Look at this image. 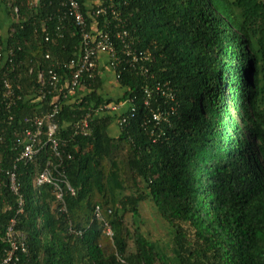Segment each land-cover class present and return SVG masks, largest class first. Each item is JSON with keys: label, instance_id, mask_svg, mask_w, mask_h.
I'll list each match as a JSON object with an SVG mask.
<instances>
[{"label": "trees", "instance_id": "1", "mask_svg": "<svg viewBox=\"0 0 264 264\" xmlns=\"http://www.w3.org/2000/svg\"><path fill=\"white\" fill-rule=\"evenodd\" d=\"M0 1L14 20L7 44L15 52L14 70L3 68L0 58V94L8 80L23 98L9 113L12 121L0 116V180H5L20 153L17 132L29 127L26 119L52 109V96L36 99L38 71L54 63L62 81L70 78L67 65L79 58L82 39L60 0H33V7L28 0ZM75 1L88 23L93 22L88 8L96 2L119 12L131 54L148 57V73L140 64L127 65L118 43L122 62L112 82L96 69V78L85 77L84 88L63 105L58 137L73 155L63 160L73 189L65 196L66 215L59 212L54 187L36 184L46 163L56 165L58 159L42 150L32 164L18 165L25 208L17 230L27 234V259L264 264V0ZM106 21L114 25L110 14L101 16V29ZM4 46L0 36L1 52ZM127 101L124 113L96 117L88 137L75 134L74 125L86 113ZM156 110L166 123L155 124ZM146 200L170 228L167 243L154 241L144 229ZM17 202L0 185V260L9 248L5 235Z\"/></svg>", "mask_w": 264, "mask_h": 264}, {"label": "built area", "instance_id": "2", "mask_svg": "<svg viewBox=\"0 0 264 264\" xmlns=\"http://www.w3.org/2000/svg\"><path fill=\"white\" fill-rule=\"evenodd\" d=\"M33 0H28V5L33 7ZM4 5V4H3ZM59 7L63 10L64 14L67 13L70 17H73L74 23L79 27L81 33V50L79 58L77 60H71L68 62L70 70L73 72L70 78L60 79V76L56 69H59L53 63L50 65L48 71L40 70L37 73V79L41 85V90L36 97L37 100H44L47 96H52L53 101L51 103L52 109L50 112L35 118L26 119L29 127L23 128L21 132H17L16 136L20 139L17 147L20 148V153L15 160L12 169L6 172L5 180H0V185H6L10 192L18 198L17 212L13 219H11L5 235V240L9 245L3 258L0 260V264H32L27 257L29 256V248L27 244V234L17 230L18 216L24 212L25 197L21 191V184L18 179V165L19 164H32L42 150H49L51 156L58 159L56 165H53L49 160L42 172L36 177V184L52 185L55 190L56 198L59 203V212L61 215L67 214V206L65 203V196L67 193L73 194V189L68 180L66 173L67 166H64L63 160L70 161L73 159V155L66 153V141L61 140L58 137L60 131V125L56 121L57 117L63 109V105H68L69 97H73L77 94V88H84L80 83L88 79L94 80L96 69L100 72L101 56L106 59V66L113 73L117 67V62H122L118 55V47L122 49V58L127 65L131 68H136L135 64L139 65V70L145 75L148 73L146 68L147 58L146 56L131 54V47L127 43L129 32L126 29V22L121 17V14L113 9V7H103L99 2L94 3L88 8V14L93 19V22L88 23L83 14V10L75 0H60ZM17 13V9L14 10ZM66 11V12H65ZM110 14L114 25L111 26V22L106 21L104 28L101 29L99 25V18ZM66 16V14H65ZM14 22V20H13ZM48 41V38H46ZM120 46L117 47V44ZM2 52L0 51V58L3 62V68L14 70L13 61L15 59L14 49L9 48L7 40ZM46 59L49 60L50 56L47 55ZM33 73V71H31ZM60 86V88L58 87ZM165 93V92H164ZM168 97L175 99V95L170 91ZM23 98L17 95L8 80L4 81V93L0 94V116L7 117L9 121H12L13 117L9 115L11 110L17 106L19 101ZM27 100V99H26ZM131 101L121 103H111L105 105L95 112L97 115L86 113L78 122L74 125L75 134L88 137L91 134L92 121L101 115L103 111L109 113H124L128 109V105ZM5 107V108H4ZM153 120L156 125L167 122V117L159 112V110L153 111ZM125 119L119 123L122 127ZM65 161V160H64ZM97 217L100 216V211L96 209ZM106 226L107 234L112 235V231L108 225ZM71 234L80 235V232L71 230ZM26 259V260H25ZM264 259V253H263Z\"/></svg>", "mask_w": 264, "mask_h": 264}, {"label": "rangeland", "instance_id": "3", "mask_svg": "<svg viewBox=\"0 0 264 264\" xmlns=\"http://www.w3.org/2000/svg\"><path fill=\"white\" fill-rule=\"evenodd\" d=\"M5 7L3 6V3L0 1V16L4 14ZM107 77V75H106ZM109 78V82H112L111 77ZM113 89V84L110 85ZM115 96H118V90L115 88ZM141 221H144L146 226L144 227L145 230H149L152 234V238L154 241H157L159 243H167L169 241V234H170V228L168 224L156 214L154 206L146 200L142 203L141 208Z\"/></svg>", "mask_w": 264, "mask_h": 264}, {"label": "crops", "instance_id": "4", "mask_svg": "<svg viewBox=\"0 0 264 264\" xmlns=\"http://www.w3.org/2000/svg\"><path fill=\"white\" fill-rule=\"evenodd\" d=\"M3 6L5 7V11H4V14L0 16V36L5 42L7 40V37L9 36V29L13 23V19L8 14L6 10V6L5 5ZM101 58L102 59L100 61V69L102 71V74L106 72L109 77H113L114 73L110 69L107 68L106 66L107 62H106L105 57L101 56Z\"/></svg>", "mask_w": 264, "mask_h": 264}]
</instances>
